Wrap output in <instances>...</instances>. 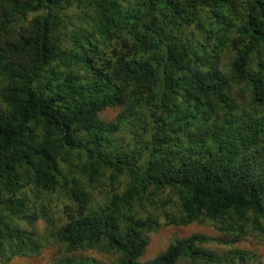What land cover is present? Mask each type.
<instances>
[{"label": "trees", "instance_id": "trees-1", "mask_svg": "<svg viewBox=\"0 0 264 264\" xmlns=\"http://www.w3.org/2000/svg\"><path fill=\"white\" fill-rule=\"evenodd\" d=\"M39 218L43 239L21 224ZM193 222L219 236L140 261L157 227ZM250 235L264 239V0H0V261L47 239L57 264H250L230 247ZM93 249L112 259L78 254Z\"/></svg>", "mask_w": 264, "mask_h": 264}, {"label": "rangeland", "instance_id": "rangeland-1", "mask_svg": "<svg viewBox=\"0 0 264 264\" xmlns=\"http://www.w3.org/2000/svg\"><path fill=\"white\" fill-rule=\"evenodd\" d=\"M118 109L116 108H106L101 112L100 116L104 120H113L116 115ZM97 197V193L94 194ZM61 200H57L52 202L49 206L50 211L49 215L52 217V222L56 226L62 224L65 219V215L62 212V203ZM21 224L28 231H33L41 239L47 237L48 233V224L44 219L39 218L36 220L32 227L28 225ZM204 233L210 236H219V233L215 231L208 223H190L187 226H164L161 225L157 227L155 231L150 233L149 243L146 246L144 254L140 257V261H147L153 258L155 255L163 251L167 245L176 238H184L193 233ZM210 249H214L217 251H223L228 249V246L217 245L214 243H210L206 245ZM230 247L233 248H242L245 250L252 251L256 253L259 257V261L250 264H264V239L256 236H247L236 240ZM81 256L84 257H93L101 262H108L112 257L104 252H101L97 249L87 250L83 252H78ZM66 253L64 251V247L62 244L58 242H54L53 240L45 239L43 247L40 249L38 254L29 255V256H13L8 261H0V264H57L56 262L65 256Z\"/></svg>", "mask_w": 264, "mask_h": 264}]
</instances>
